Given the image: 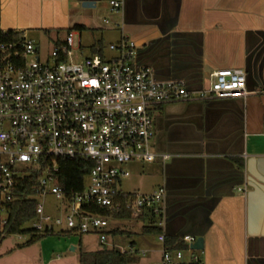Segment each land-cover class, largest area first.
Wrapping results in <instances>:
<instances>
[{
    "label": "crops",
    "instance_id": "1",
    "mask_svg": "<svg viewBox=\"0 0 264 264\" xmlns=\"http://www.w3.org/2000/svg\"><path fill=\"white\" fill-rule=\"evenodd\" d=\"M83 1L94 7L81 8ZM102 1L0 0V29L25 36L79 24L92 34V44L126 36L136 44L138 66L150 67L156 80L183 81L194 92L209 87L213 72L242 69L244 97L159 106L153 149L170 158L147 164L152 187L165 191L164 235L203 237L204 264H264V0H125L118 12L100 8ZM115 229L107 227V235ZM71 235L76 233L57 235L56 248L67 252L63 258L44 252L45 240H39L34 263L79 264L81 251L99 249L90 234ZM157 241L141 251L130 242L132 251L151 254L131 264L158 260L163 244Z\"/></svg>",
    "mask_w": 264,
    "mask_h": 264
},
{
    "label": "built area",
    "instance_id": "2",
    "mask_svg": "<svg viewBox=\"0 0 264 264\" xmlns=\"http://www.w3.org/2000/svg\"><path fill=\"white\" fill-rule=\"evenodd\" d=\"M125 0H108L118 12ZM73 35L66 34L49 57L21 34L18 41H0V236L8 223L10 206L25 178L37 177L35 216L29 229L96 234L101 244L114 212L128 210L142 218L146 210L164 225L165 191L125 193L120 182L130 176V163H150L168 154L153 149L157 108L168 102L247 95L242 69L210 74L206 90L190 91L183 81H160L147 66L134 62L136 44L126 36L102 53L73 61ZM61 161H88L81 190H65L59 182ZM47 197L59 205L46 201ZM102 209L105 213L91 211ZM19 239H21L19 237ZM164 244V233L157 235ZM196 240L183 236L189 248ZM181 249L163 245L161 256L150 264H204L198 256L182 261Z\"/></svg>",
    "mask_w": 264,
    "mask_h": 264
},
{
    "label": "rangeland",
    "instance_id": "3",
    "mask_svg": "<svg viewBox=\"0 0 264 264\" xmlns=\"http://www.w3.org/2000/svg\"><path fill=\"white\" fill-rule=\"evenodd\" d=\"M108 0L102 1L99 4L101 8H107ZM72 27V26H71ZM99 32V31H98ZM67 32L66 31H41V30H31L26 31V39L30 40L34 43L35 46L39 49V56L41 59H46L49 57V53L53 50L56 44H54V40L56 38L63 39L65 38ZM80 37V43L78 44V39ZM92 34L88 31L80 32V36L78 32L73 35V61L77 62L82 58H85L92 54V47L97 46L98 44H92ZM109 42L106 41L102 46L103 55L108 58L113 55L108 49ZM130 176L122 179L120 182L119 189L125 193H139V194H147L151 193L156 187L153 186L154 178L150 177V173H154L149 169V165L147 163H130L127 166ZM141 169V170H140ZM140 171V172H138ZM46 201L51 204L59 205L58 201L47 197ZM157 217L153 216L146 210L143 220L134 221L127 219H109V228L114 229L118 228L121 232L116 235H107V240L104 244H101L98 235L90 234L86 237L88 238L91 245L96 248H100L101 245H104L107 248L115 247L121 251H125L129 249V243L135 242L138 245V250L142 249L148 250L152 245H158L157 234L156 233H142V226L153 225L154 222L157 221ZM29 224H26L25 227L29 228ZM58 229L55 228L53 234L47 235L43 237L44 244L43 250L50 254V256L55 257L56 255L63 256L67 254V252H60L57 247L58 243ZM19 237L21 239H19ZM79 237V234L71 235L68 238ZM30 234H9L0 236V264H36V256L39 253L40 245L39 240L34 241L32 243L27 244L26 242L29 240ZM41 240V239H40ZM144 242V243H142ZM139 245H142L139 247ZM68 246L67 249H69ZM182 251V261L184 263H189L192 260L193 256H198L201 259V251L200 250H190L188 247L181 249ZM140 252L138 253L139 258H150V253L147 252L145 256ZM59 261H51L48 264H60ZM38 264V263H37Z\"/></svg>",
    "mask_w": 264,
    "mask_h": 264
},
{
    "label": "trees",
    "instance_id": "4",
    "mask_svg": "<svg viewBox=\"0 0 264 264\" xmlns=\"http://www.w3.org/2000/svg\"><path fill=\"white\" fill-rule=\"evenodd\" d=\"M86 29L83 25H74L71 28H67L65 31L68 33L71 30L83 31ZM59 31V30H57ZM22 32L16 30L2 31L0 29V41H18L21 38ZM59 39L54 40V44H61ZM92 53H102L101 43L97 46H93ZM91 168V163L88 161H61L59 164V182L65 190H81L83 177ZM37 177L25 178L18 187L17 198L10 206V214L8 223L4 229V235L9 234H30L27 244L40 240L47 235L53 234V232H44L38 234L25 225L35 216V200L26 199L25 196L32 195L34 193ZM91 211L105 213L102 209L91 208ZM113 219H127V220H143L142 218H136L128 210L121 209L118 212L112 214ZM142 233H161V228L153 225L142 226ZM120 230H111L108 232L110 235H116L120 233ZM71 232L61 231L57 235L67 236ZM164 246L168 249H184L187 246L181 241L182 237H172L164 235ZM138 253L131 249L121 251L115 247L107 248L104 245L92 252L81 251L79 254V264H131L136 261ZM192 264V263H191Z\"/></svg>",
    "mask_w": 264,
    "mask_h": 264
},
{
    "label": "water",
    "instance_id": "5",
    "mask_svg": "<svg viewBox=\"0 0 264 264\" xmlns=\"http://www.w3.org/2000/svg\"><path fill=\"white\" fill-rule=\"evenodd\" d=\"M80 6H81V8H92V7H94V3L89 2V1H83V2H81ZM189 249L202 251L204 249L203 237L196 238V240L190 244Z\"/></svg>",
    "mask_w": 264,
    "mask_h": 264
}]
</instances>
